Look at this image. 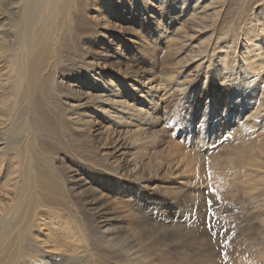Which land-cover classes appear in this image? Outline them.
<instances>
[{
    "label": "rangeland",
    "instance_id": "rangeland-1",
    "mask_svg": "<svg viewBox=\"0 0 264 264\" xmlns=\"http://www.w3.org/2000/svg\"><path fill=\"white\" fill-rule=\"evenodd\" d=\"M109 1L102 0L88 11L90 21L83 42L73 38L76 41L66 44V50L57 56L54 84L49 85L52 98L44 102L46 117H60L53 113L60 108L57 104L66 106L61 108L64 120L57 126L56 136L45 138L37 114L33 113V123L27 128L19 120L27 104L16 75L20 48L12 41L0 43V157L4 155L8 164L22 163L20 147L36 138L58 146V182L66 186L68 198L66 215L46 217L41 227L25 230L19 245L37 264L45 260L47 264H243L245 259L247 264H264V231L258 226L264 202L259 191L250 193L243 180H225L222 169L242 149V142L262 138L259 126L264 111H256L255 101L264 81L251 88V78L247 80L244 72L238 75L237 67L244 68L246 63L236 62L234 49L239 50L235 45L226 62L217 55L212 62L201 59L206 56L198 55L204 47L188 40L199 35L189 20V5L188 12L180 15L177 0L168 10L160 8L165 0L158 4V0H146L148 9L135 25L129 23L132 0H112L118 15L105 7ZM251 7H227L220 18L230 19L237 12L252 15L248 12ZM15 8L23 12L21 6ZM9 10L7 6L0 11V35L13 30ZM212 15L207 29L199 30L202 34H212L219 17L217 11ZM253 18L264 23V7ZM200 36L203 42L206 37ZM263 47L264 36L253 53ZM244 52L241 46L240 53ZM152 86L155 89L148 91ZM181 86L190 88V97L183 99L176 93ZM147 97L150 102L145 103ZM257 113L262 115L260 119ZM49 130L53 131L47 126L46 132ZM171 173L178 177H170ZM6 175L9 183L0 184V228L4 223H19L34 195L22 173L9 168ZM244 180L255 183L258 178ZM173 183L184 187L183 198H200L197 209L201 215L194 213V218L197 221L200 215L201 221L196 228L185 222L167 224L164 217L155 218L147 205L127 194L133 190L162 197ZM138 216L147 220L143 226H137L134 219ZM50 246L56 247L52 259L45 255Z\"/></svg>",
    "mask_w": 264,
    "mask_h": 264
},
{
    "label": "bare ground",
    "instance_id": "bare-ground-1",
    "mask_svg": "<svg viewBox=\"0 0 264 264\" xmlns=\"http://www.w3.org/2000/svg\"><path fill=\"white\" fill-rule=\"evenodd\" d=\"M161 1L163 3L164 0H161ZM175 1L176 0H170V1L165 0L164 4L160 5V8H162L163 10H168ZM101 2L102 0H21V2L19 0H0V11L4 7L9 6L10 7L9 12L11 16L14 17L12 21L15 22V24L13 22L14 25H12L11 27L13 28V30L15 29L14 31L7 30L5 34L1 33L0 43H5V42L10 43L12 41L13 46H19L20 48V51L18 50L19 53L16 54V57L19 59L18 70H17L18 72L16 71L15 72H16L18 82H19L18 90L21 92V95H24V99L27 104L24 109L25 112L22 114V118H19V120L22 119L24 121L23 122L24 126L27 128L33 123V120H34L33 113L40 116V118H38L37 120H39L41 125L44 127L43 130H44L45 138L46 136L51 135V134H53L54 136L57 135L56 128L64 120L61 117L63 115V110L61 108H66V106H59L57 104V106L60 108H56V110L53 113L59 114L60 117H50L48 115L47 117L45 116L46 111L44 108V102L48 98L49 99L52 98V92H51L49 85L54 84L53 79H55V77L53 78L52 70H54V67L57 66V56H59L60 52L66 50V44L76 41V39L74 40L73 38L77 37L78 39H81L83 42V39H82L84 37L83 34L86 33V30L88 28V22L90 21L88 18V11L94 6L98 5V3L100 4ZM111 2L112 0H110L109 2H105V7L108 10H110L111 13L118 15L119 11L115 9L113 5H111ZM158 3H160V0H158L157 4ZM177 3H178V8L180 7L182 9V11L180 12V15L181 14L185 15L188 12L187 5L190 6L191 17L189 18V20L193 21V25L195 27L194 31H197L199 35L190 37L188 38V40L190 44L194 41H199L200 44L204 47L203 49L199 50V54H198L200 57L202 55H206L203 58H201L202 60L209 59L212 62L215 56L217 55L219 59H221V62H226L228 55L232 54L231 52H232L233 46L235 45L236 47H238V50H239L238 52L237 48L234 49V52H235L234 54L236 55L235 57L236 62L242 61V63H246L245 67L243 66L244 68L237 67V63H236L234 67H237L238 75L244 72V75L246 76L247 80L250 77L251 81L249 83V86L251 88L253 85H258L259 82L264 81V47L258 49L256 53H253L256 49V46L260 45V40L264 36V23L260 20L259 21L257 20L255 22L253 16L256 15L257 10H258V14L260 13V9L264 7V0H177ZM241 4L251 5L252 7L249 9L248 12H252V15L248 14V15L241 16L237 12L230 19L223 21L222 18H220L221 17L220 14H223L226 11L227 7L231 8L235 5L236 7H238ZM16 6H21L23 8V12L21 13L17 12L15 8ZM178 8L176 10H178ZM147 9H148V4L146 0H140L138 2L137 0H132L131 18L129 19V23L134 22V24L136 25L138 23L139 15H141L142 11H147ZM214 11L218 12L219 17H218L217 23L213 26L214 28L212 29L213 30L212 34L208 35V32H205L202 34L201 31L199 30L207 29L206 23L208 19L214 17V15H212ZM1 27L3 28V26ZM8 31H9V34H7ZM178 31L182 33V29H178ZM200 35H205L204 37H206V39H204L203 42H202L203 37L201 38ZM241 46H243L244 51H245L243 55L240 53ZM207 53H210V54L207 55ZM229 73L234 74L233 71L231 72L221 71L220 74L229 75ZM259 88L262 89V92L260 96H257V99L255 101L256 111H258L259 109H262L261 111L263 112L264 102L260 103V100H264V83ZM153 89H155V87L152 86V88H149L148 91L153 90ZM176 90H177L176 93H180V95L179 94L178 95L183 97V99L190 97V92H189L190 88L181 86V87H178V89ZM193 97H196V92ZM205 97L207 99L211 98L208 92L205 93ZM148 102H150L149 97H147V101L145 103H148ZM71 108L73 109V107ZM118 108L119 107H115L114 110H118ZM257 116H258V119L262 117V115L258 113H257ZM47 126L52 128L53 131L49 130L48 132H46ZM65 126L63 124V126L61 127L66 128ZM36 129L38 131L40 130L39 127ZM259 129H261L262 138L258 140L257 137H252L256 139H253V140L250 139L249 141L242 142L243 143L242 149L239 152H237L236 155L230 161L226 163L227 166L222 167V169L225 174L224 175L225 180L226 178H233L235 181L243 180V183L248 186L249 192L251 190L253 191L254 189H256L254 191H259L258 196L262 198V201L264 202V119L260 120ZM20 148L23 151V153L21 154L23 161L20 164L18 162L13 163V164L5 163L4 155H1L0 157V184L2 185L4 183L5 184L9 183L8 179L10 176L8 177V175H6L7 169L14 168L16 173H22V175H24V178L28 181V184L31 186L32 189H34V192H33L34 195L30 199H28V205L26 207V210H24V212L22 213L23 218L21 221H19V223L17 224H13L12 222L4 223L0 228V264H18L20 262L21 264H37L36 263L37 261H35L34 259L29 260L27 249L26 250L25 248L22 249V245L21 246L19 245L23 232L25 230H29L33 228V226L35 225L37 227H41L43 223L47 222L46 217L52 218L56 214L66 215V200L68 199L66 197V186L61 187V185L58 182V177L60 175V172H59L60 168L57 166V157L59 155L58 153L61 152V149L59 148L58 150V146L48 145L46 144L45 140L41 141L38 138L34 139L32 144L27 145L25 147L22 146ZM30 148H33L34 151L33 152L32 150L30 151ZM3 151L4 149L2 150V152ZM62 160L63 162L65 161V159H62ZM257 173L259 174L256 176ZM2 174H3V177H1ZM170 177L177 178L178 176H174V173H171ZM245 177L258 178V181L255 183L249 182L247 180H244ZM11 184L12 183H10V185ZM178 184L180 183H173L172 188L171 186L170 188L166 187L165 191L162 192L163 194L161 195L162 197H159L158 195L157 196L153 195L152 193L146 194V192H143V195H142L139 193H135V191L133 190L127 191V194L130 197H132L135 201L143 202L145 205H147L150 208V210H152L153 216L155 218L164 217L165 218L164 222L167 224L185 222V224L190 223L191 227L195 225L194 228H196L198 223L201 221L200 220L201 210L198 211L197 209V206L199 205L197 201L200 198L194 197V196L193 198H189V197L187 199L183 198L184 196L182 197L181 192L184 189V187ZM251 184H253V186H251ZM222 190H224V188H222ZM227 191L229 190L227 189ZM154 196L156 197L154 198ZM237 197L239 198V196ZM22 201L24 200L22 199ZM246 201H248V199ZM229 207L230 206L228 205V208ZM261 208L263 209H261L260 212L258 213L259 218L261 219L258 226L260 230L264 231V204L261 205ZM131 213L133 214V212ZM194 213L197 215L200 214L199 217L197 216L198 218L197 221L194 218ZM139 216L135 217L134 219L138 227L143 226L147 221V220L144 221L143 219H140ZM187 229L189 228L187 227ZM13 232H14V235L12 236ZM178 232L180 234V231ZM74 240H76V238ZM168 243L170 242L168 241ZM202 243L203 242H201V244ZM39 244H41V246L45 245L44 242L42 243L39 242ZM198 245L197 247H199ZM202 245L204 246L205 244L203 243ZM156 246L158 245L156 244ZM48 248L51 250L48 251L47 254L45 253V255L48 257V259L49 258L52 259L51 255L54 254L53 252L55 251L56 247L50 246ZM257 249L259 250L260 248H257ZM251 251H255V250H251ZM132 253H134V251ZM263 253H264V250H263ZM206 255H209V254L207 253ZM158 256H161V255L159 254L157 255V257ZM198 257H200V255ZM65 258H64V261L66 260ZM128 260L132 261V259H128ZM192 262L190 261V263ZM47 263H49V261L45 260L44 263L39 262L38 264H47ZM143 263L145 262L143 261ZM150 263L147 262V264H150ZM210 263L213 264L212 262ZM245 263L247 264V262Z\"/></svg>",
    "mask_w": 264,
    "mask_h": 264
}]
</instances>
